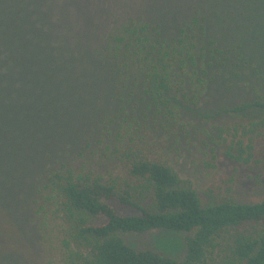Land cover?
<instances>
[{
	"label": "trees",
	"instance_id": "obj_1",
	"mask_svg": "<svg viewBox=\"0 0 264 264\" xmlns=\"http://www.w3.org/2000/svg\"><path fill=\"white\" fill-rule=\"evenodd\" d=\"M227 1L235 21H250V0ZM7 5L4 1V13ZM8 7L14 14L20 12L14 3ZM216 7L224 13L220 4ZM213 9L210 13L216 15ZM5 15L0 31L6 34L12 16ZM223 36L198 6L172 35H163L157 23L132 17L105 37L100 55L117 111L102 126L100 151L92 150L89 160L81 163L50 168L37 190L33 222L44 264H264V185L256 202L218 200L203 205L166 158L189 133L185 109L200 103L228 64L250 63L248 46L238 40L236 48L235 38ZM0 45L6 54L0 56L2 93L3 80L15 79L12 66L19 57L12 41ZM25 45L21 48L27 53L30 46ZM10 105L16 111L24 108ZM259 105L241 102L224 112L241 115ZM7 111L0 106V128L5 130L0 131V150L15 155L23 149L11 138L26 127L6 121ZM248 128L216 126L200 134L201 143L225 147L228 160L247 165L254 159ZM19 166L15 159L11 163L1 156V178L8 180ZM119 206L137 214H120ZM152 230L184 233L185 256L174 259L149 247L135 248L121 237Z\"/></svg>",
	"mask_w": 264,
	"mask_h": 264
},
{
	"label": "rangeland",
	"instance_id": "obj_2",
	"mask_svg": "<svg viewBox=\"0 0 264 264\" xmlns=\"http://www.w3.org/2000/svg\"><path fill=\"white\" fill-rule=\"evenodd\" d=\"M4 1L8 3L6 13ZM214 1L0 0V23L6 19L5 14L12 16L8 33L0 31V44L9 45L12 41L19 57L18 65L12 66L16 80L2 74L11 80H3L6 87H1L4 94L0 92V106L8 108L6 121L26 127L22 135L11 138L22 152L10 155L6 149L0 150L4 160L12 163L15 159L21 164L14 176L9 178L6 173L8 180H3L0 174V264H44L33 222V201L50 168L62 162L81 163L89 160L92 150L100 151L98 140L102 126L117 111L109 73L101 61V47L109 33L132 17L157 23L163 35H172L200 6L219 36L235 38L236 48L238 40L248 46L250 63L228 64L210 84L200 103L185 109L183 120L189 133L166 158L180 178L191 184L203 205L218 200L252 203L261 199L264 0H250V21L244 23L240 19L235 21L234 9L227 0ZM12 3L20 12L14 14L9 10ZM216 3L224 13L216 11L220 9ZM210 8H214L216 15L210 13ZM24 43L30 46L29 49L24 46L27 53L21 48ZM3 50L0 45V56H6ZM10 102L24 108L16 111ZM241 102L259 103L260 107L241 115L224 112ZM238 125L250 127L254 145V159L250 164L239 165L228 160L223 153L225 147L202 145L201 133L210 132L216 126ZM0 131L5 132L3 128ZM118 211L124 215L137 214L121 206ZM121 237L135 248L149 247L174 259L185 256L184 233L152 230L142 235L121 234Z\"/></svg>",
	"mask_w": 264,
	"mask_h": 264
}]
</instances>
